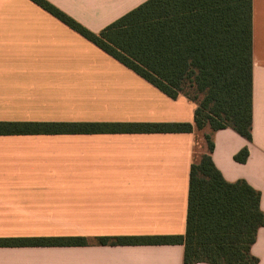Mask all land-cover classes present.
<instances>
[{
    "label": "crops",
    "instance_id": "0c3cea01",
    "mask_svg": "<svg viewBox=\"0 0 264 264\" xmlns=\"http://www.w3.org/2000/svg\"><path fill=\"white\" fill-rule=\"evenodd\" d=\"M94 33L148 0H47ZM253 2V139L214 134L216 167L261 192L264 0ZM172 99L32 0H0V123H194ZM195 133L0 135V239L41 228L102 236L185 235ZM248 148L249 157L235 156ZM83 235V234H76ZM69 236V235H43ZM252 254L264 264V227ZM183 245L0 247V264H183ZM207 264V263H199Z\"/></svg>",
    "mask_w": 264,
    "mask_h": 264
},
{
    "label": "trees",
    "instance_id": "16d2710c",
    "mask_svg": "<svg viewBox=\"0 0 264 264\" xmlns=\"http://www.w3.org/2000/svg\"><path fill=\"white\" fill-rule=\"evenodd\" d=\"M172 99L197 105L194 123H0V135L204 132L190 169L185 235H84L0 239V247L183 245V264H259L251 248L264 227L261 192L227 181L212 154L214 134L253 139L252 0H148L99 33L47 0H32ZM244 148L235 160L245 163Z\"/></svg>",
    "mask_w": 264,
    "mask_h": 264
},
{
    "label": "rangeland",
    "instance_id": "374dc122",
    "mask_svg": "<svg viewBox=\"0 0 264 264\" xmlns=\"http://www.w3.org/2000/svg\"><path fill=\"white\" fill-rule=\"evenodd\" d=\"M199 153L206 151L204 139H200L197 143ZM85 234V229L81 228H41V236L43 235H76Z\"/></svg>",
    "mask_w": 264,
    "mask_h": 264
}]
</instances>
